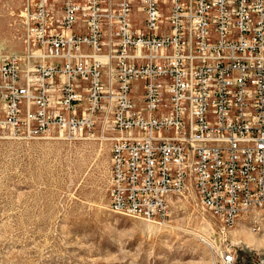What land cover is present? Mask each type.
<instances>
[{
	"label": "built area",
	"instance_id": "obj_1",
	"mask_svg": "<svg viewBox=\"0 0 264 264\" xmlns=\"http://www.w3.org/2000/svg\"><path fill=\"white\" fill-rule=\"evenodd\" d=\"M23 16L35 51L0 58V130L111 131L108 206L135 218L164 222L184 193L224 228L264 211V0H27ZM210 246L209 264H245Z\"/></svg>",
	"mask_w": 264,
	"mask_h": 264
},
{
	"label": "rangeland",
	"instance_id": "obj_2",
	"mask_svg": "<svg viewBox=\"0 0 264 264\" xmlns=\"http://www.w3.org/2000/svg\"><path fill=\"white\" fill-rule=\"evenodd\" d=\"M26 8L27 0H0V58L35 51ZM25 133L0 130V264H209L210 244L245 264L264 259V211L224 228L184 193L162 223L116 213L108 206L111 131Z\"/></svg>",
	"mask_w": 264,
	"mask_h": 264
},
{
	"label": "bare ground",
	"instance_id": "obj_3",
	"mask_svg": "<svg viewBox=\"0 0 264 264\" xmlns=\"http://www.w3.org/2000/svg\"><path fill=\"white\" fill-rule=\"evenodd\" d=\"M23 14V13H22ZM21 79H20V76H18V82L20 81ZM29 81V80H28ZM28 84V83H27ZM27 84H21V85H19L18 84V86H20V87H27ZM38 135V133L37 132H26L25 133V136L26 137H28V138H35V136H37ZM176 194H167V201H168V203H171V199H172V197L173 196H175ZM110 209L112 210V211H114V212H116V213H120V214H124V215H128V214H125V213H122V211H118V209H114V207H110ZM240 218V217H239ZM261 218V217H260ZM262 221H264V220H262ZM257 222H259L258 220H257Z\"/></svg>",
	"mask_w": 264,
	"mask_h": 264
}]
</instances>
